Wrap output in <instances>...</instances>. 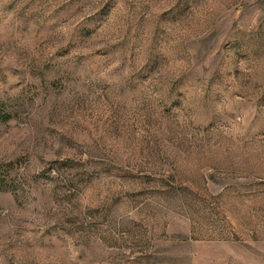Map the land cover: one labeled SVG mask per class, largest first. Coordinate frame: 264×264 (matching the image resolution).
<instances>
[{"label": "rangeland", "instance_id": "1", "mask_svg": "<svg viewBox=\"0 0 264 264\" xmlns=\"http://www.w3.org/2000/svg\"><path fill=\"white\" fill-rule=\"evenodd\" d=\"M0 264H264V0H0Z\"/></svg>", "mask_w": 264, "mask_h": 264}, {"label": "trees", "instance_id": "2", "mask_svg": "<svg viewBox=\"0 0 264 264\" xmlns=\"http://www.w3.org/2000/svg\"><path fill=\"white\" fill-rule=\"evenodd\" d=\"M12 118V113L7 108V105L0 100V130L1 126Z\"/></svg>", "mask_w": 264, "mask_h": 264}]
</instances>
